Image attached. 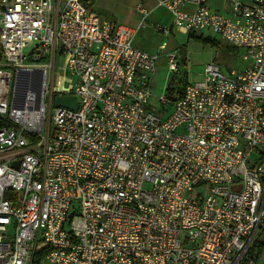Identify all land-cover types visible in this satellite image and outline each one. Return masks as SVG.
I'll use <instances>...</instances> for the list:
<instances>
[{"label": "built area", "instance_id": "1", "mask_svg": "<svg viewBox=\"0 0 264 264\" xmlns=\"http://www.w3.org/2000/svg\"><path fill=\"white\" fill-rule=\"evenodd\" d=\"M90 1L0 0V264H34L41 245L45 264H256L264 0H222L231 17L208 0H155L172 17L155 29L221 34L245 62L228 74L207 63L161 111L149 98L166 44H132L150 9L137 4L130 27ZM58 50L74 78L63 89ZM176 56L165 54L169 69ZM58 95L77 109L55 106Z\"/></svg>", "mask_w": 264, "mask_h": 264}, {"label": "rangeland", "instance_id": "2", "mask_svg": "<svg viewBox=\"0 0 264 264\" xmlns=\"http://www.w3.org/2000/svg\"><path fill=\"white\" fill-rule=\"evenodd\" d=\"M129 1L121 4H113L106 10V6L102 7L109 13L105 17L108 21L118 24L123 22L122 17L129 11L127 6ZM149 22V21H148ZM137 42L141 49L148 52L157 51V47L161 42H165L166 47L156 62V70L153 74L151 82V96L149 104L157 111L162 110L159 98L166 94V88L171 87L174 93L183 88L185 84L197 82L202 79L205 65L210 62H217L225 73H229L230 69L240 70L245 65L241 59L240 51L231 52V47L225 38L218 33L208 30H194L183 32L172 27L167 34L161 31H154L151 26L138 31L136 36ZM30 46H25L24 51H29ZM177 53V68L169 69V64L165 58V54ZM68 55L61 53L59 50L55 54L54 60V76L53 86L57 89L72 86L74 78L67 70ZM49 76L47 78V82ZM255 153L250 158H254ZM257 264H264V250L258 257Z\"/></svg>", "mask_w": 264, "mask_h": 264}, {"label": "crops", "instance_id": "3", "mask_svg": "<svg viewBox=\"0 0 264 264\" xmlns=\"http://www.w3.org/2000/svg\"><path fill=\"white\" fill-rule=\"evenodd\" d=\"M124 1H126V0H91L90 1V8L101 19L107 20L105 17L109 16V13H111V12L105 11V9L102 7L106 6V10H107L108 8H110L111 5L121 4ZM127 1H129L127 4L129 11L127 13H125L123 15V17L121 18L123 22L118 23V24H124V25L130 26V27H135L137 25V22L140 18L139 13L136 11L137 4H141L143 7L150 9V13L148 14L147 20H146V25L140 27L136 31V34L132 40V44L135 47H137V48L140 47V44L136 40V36H137V33L139 30L145 28L146 26H151L154 31H159V30L154 28L155 24L165 26V27L171 26L172 17L170 15V13L165 8L155 5V0H127ZM242 1L249 2L250 0H242ZM207 3L212 9L217 10V11H219V12H221L227 16H230V17L232 16L230 13V6H229L228 2H225L222 0H208ZM139 49H141V48H139ZM144 51H146V50H144ZM155 52L153 51V52H148V53L153 54ZM262 232H264V230H262L260 232V234ZM260 234H259V236H260ZM262 250H264V249H262ZM262 250H261V252H262ZM261 252H260V254H261ZM260 254H259V256H260ZM259 256L256 257L257 258L256 264H257Z\"/></svg>", "mask_w": 264, "mask_h": 264}, {"label": "trees", "instance_id": "4", "mask_svg": "<svg viewBox=\"0 0 264 264\" xmlns=\"http://www.w3.org/2000/svg\"><path fill=\"white\" fill-rule=\"evenodd\" d=\"M228 49H229V51H231L233 53L236 52V51H238L237 48L232 47V46L229 47ZM0 59H1V51H0ZM185 85L183 86V88H180V89L177 90L176 95L178 97H180L183 94V90H184ZM174 94L175 93H174V91L172 90L171 87H167L166 88V95H167V97L173 98ZM0 126H1V124H0ZM262 249H264V232H262L260 234V236L257 237V239L254 242L253 246L251 247L249 253H250V255H254L255 257H257V256H259V254H260V252H261ZM46 250H47V247H45L44 245H41L35 251V254H34V264H45V263L40 262V261L43 258Z\"/></svg>", "mask_w": 264, "mask_h": 264}, {"label": "water", "instance_id": "5", "mask_svg": "<svg viewBox=\"0 0 264 264\" xmlns=\"http://www.w3.org/2000/svg\"><path fill=\"white\" fill-rule=\"evenodd\" d=\"M54 105L76 110L78 107V101L73 95H58L54 99ZM13 166H18V161L14 162Z\"/></svg>", "mask_w": 264, "mask_h": 264}]
</instances>
